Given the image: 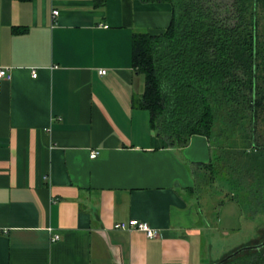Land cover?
Listing matches in <instances>:
<instances>
[{
    "label": "crops",
    "instance_id": "obj_1",
    "mask_svg": "<svg viewBox=\"0 0 264 264\" xmlns=\"http://www.w3.org/2000/svg\"><path fill=\"white\" fill-rule=\"evenodd\" d=\"M171 15L163 2L0 0V264H202L191 188L210 142L168 146L135 105L133 34ZM131 219L156 235L113 227Z\"/></svg>",
    "mask_w": 264,
    "mask_h": 264
},
{
    "label": "trees",
    "instance_id": "obj_2",
    "mask_svg": "<svg viewBox=\"0 0 264 264\" xmlns=\"http://www.w3.org/2000/svg\"><path fill=\"white\" fill-rule=\"evenodd\" d=\"M105 1L94 0L95 6ZM140 1L168 3L172 15L160 33L133 34L132 63L144 78L135 105L148 111L151 128L168 146L184 147L195 134L208 139L212 157L194 164L195 177H215V161L222 156L214 147L240 151L254 159L247 169L258 178L247 194L252 188L259 191L264 175V162L257 161L264 153L258 130L264 123V0ZM228 183L238 185L237 179ZM229 196L242 206L236 193ZM223 264H264V247Z\"/></svg>",
    "mask_w": 264,
    "mask_h": 264
},
{
    "label": "rangeland",
    "instance_id": "obj_3",
    "mask_svg": "<svg viewBox=\"0 0 264 264\" xmlns=\"http://www.w3.org/2000/svg\"><path fill=\"white\" fill-rule=\"evenodd\" d=\"M258 130L263 140V122H260ZM214 153L222 156L215 161V177L207 173L196 175L194 195L202 209L203 229L201 238L195 242L194 256L197 263L202 264L217 262L235 250L256 244L264 238V175L259 191L252 188L247 194L250 182L258 179L255 170L250 172L247 169L254 159L245 157L240 151L230 154L215 147ZM257 159L264 162V153H258ZM234 179H237L238 185L229 186L228 182ZM235 193L242 198V211L230 199L229 195ZM230 211H233L234 217ZM217 214H221L220 219ZM218 220H221L220 223Z\"/></svg>",
    "mask_w": 264,
    "mask_h": 264
},
{
    "label": "built area",
    "instance_id": "obj_4",
    "mask_svg": "<svg viewBox=\"0 0 264 264\" xmlns=\"http://www.w3.org/2000/svg\"><path fill=\"white\" fill-rule=\"evenodd\" d=\"M54 15L58 14V11L55 10L53 12ZM100 73H105V70H100ZM31 74L33 77L36 76V71L35 70H31ZM10 77V72H9V68L8 67H4V66H0V81L4 78H9ZM97 156V152L96 151H91L90 152V157L94 158ZM113 227L115 229H122V230H134V229H140L143 230L147 236H155L156 235V230H154L153 228H151L150 226L147 225V223L145 222H139L135 219H131L129 221H122V222H116ZM58 239L57 235H54L52 237V240H56Z\"/></svg>",
    "mask_w": 264,
    "mask_h": 264
},
{
    "label": "water",
    "instance_id": "obj_5",
    "mask_svg": "<svg viewBox=\"0 0 264 264\" xmlns=\"http://www.w3.org/2000/svg\"><path fill=\"white\" fill-rule=\"evenodd\" d=\"M262 247H264V238L260 242H258L256 244L239 248V249L235 250L234 252L228 254L227 256L222 258L221 260H219L217 262H214V263H211V264H223L224 262L230 260L231 258L239 255L242 252H245V251H248V250H258V249H260Z\"/></svg>",
    "mask_w": 264,
    "mask_h": 264
}]
</instances>
